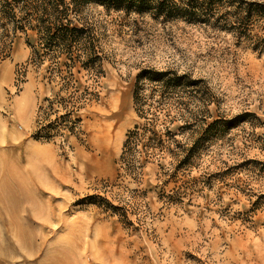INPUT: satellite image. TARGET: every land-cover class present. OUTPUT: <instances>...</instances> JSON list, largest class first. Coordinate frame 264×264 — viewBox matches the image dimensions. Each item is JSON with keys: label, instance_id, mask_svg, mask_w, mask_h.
Returning a JSON list of instances; mask_svg holds the SVG:
<instances>
[{"label": "rangeland", "instance_id": "374dc122", "mask_svg": "<svg viewBox=\"0 0 264 264\" xmlns=\"http://www.w3.org/2000/svg\"><path fill=\"white\" fill-rule=\"evenodd\" d=\"M87 12L102 16L99 8ZM35 38L31 31L16 33L9 45L0 35V172L9 186L5 192L13 190L8 196L4 192L3 200L6 207L18 206L29 225L19 236L10 216L3 215L0 264H49L53 251L52 264H264V207L248 212L245 197L220 184L194 195L190 205L167 207L151 189L155 176L150 165L138 188L147 190L144 195L131 192L136 186L128 178L114 183L125 134L137 122L133 85L144 67L204 79L214 103L211 119L244 113L257 117H245L221 139L206 137L200 172H214L219 161L230 165L232 153L264 162V52L230 33L182 20L132 37L106 30L103 76L95 85L98 100L77 114L81 122L73 134L45 143L32 138L37 107L52 95L43 80L44 66L36 68L28 60L26 41L34 44ZM18 81L21 87L14 90ZM27 156L31 172L22 170ZM256 179V192L264 193V175ZM104 200L121 207L118 215ZM75 243L77 251L65 255L61 245L74 248Z\"/></svg>", "mask_w": 264, "mask_h": 264}, {"label": "trees", "instance_id": "16d2710c", "mask_svg": "<svg viewBox=\"0 0 264 264\" xmlns=\"http://www.w3.org/2000/svg\"><path fill=\"white\" fill-rule=\"evenodd\" d=\"M89 7L99 8L101 18L90 16ZM177 20L230 33L264 52V0H0L2 39L10 45L16 33L34 32V44L26 41L28 60L36 68L44 66L43 80L52 87L51 97L37 107L32 138L50 143L73 134L81 122L77 114L98 100L95 85L103 76L106 30L132 37ZM210 93L204 79L189 73L139 69L132 93L137 122L125 134L114 183L128 178L136 186L131 192L144 195L147 190L138 188L150 165L155 176L151 189L167 207L190 205L194 195L217 184L245 197L248 212L264 207V193L254 188L256 176L264 175V162L232 153L230 165L219 161L214 172H200L206 137L223 138L245 117L258 121L253 113L211 119ZM103 204L116 215L121 209L107 200Z\"/></svg>", "mask_w": 264, "mask_h": 264}, {"label": "bare ground", "instance_id": "6f19581e", "mask_svg": "<svg viewBox=\"0 0 264 264\" xmlns=\"http://www.w3.org/2000/svg\"><path fill=\"white\" fill-rule=\"evenodd\" d=\"M27 158V162H26V164H28L27 166L25 165L24 167H26L25 169H22V170H25V171H29V172H31V169H32V167H33V165H31V164H33L32 162H30V160H29V158H28V156L26 157ZM4 165V164H3ZM8 165V164H7ZM1 166H2V164H1ZM6 166V165H5ZM29 166V167H28ZM3 167V166H2ZM13 167V169H12V171L13 172H15L16 171V164L14 165V166H12ZM4 168V167H3ZM5 169V168H4ZM10 169V168H9ZM1 170L3 171V169L1 168ZM33 170V169H32ZM11 171V172H12ZM12 172V173H13ZM25 173V172H24ZM5 174H8L7 172L5 173ZM14 174H17V173H14ZM19 174V173H18ZM21 174V173H20ZM13 175V174H12ZM30 175V174H29ZM33 175V174H32ZM8 176V175H7ZM25 176V175H24ZM4 177H3V174L0 172V206H1V208H0V227L4 224V214H6V216H10V219H9V221H10V226H12V227H14V231L16 232V233H18V235L19 236H22V235H24L25 234V232L27 231V228H28V220H26L25 219V217H24V214H23V212H22V210L20 209V208H18V206H13L12 205V207H6L7 205V203H5L4 202V200H3V198H4V192L6 191V189H7V187H9V186H7V184L5 183V181H4V179H3ZM6 180V179H5ZM19 184V183H18ZM16 185V184H15ZM21 185H23L22 183H21ZM20 184H19V187H22ZM11 188V192L13 191L12 190V187H10ZM14 188V187H13ZM8 190V189H7ZM20 190V189H19ZM30 191V190H29ZM8 192H10V190L8 191ZM7 192V193H8ZM11 192H10V194H11ZM6 193V192H5ZM6 193V196H8V194ZM16 193V192H15ZM21 194H22V192H20ZM9 194V195H10ZM31 194V193H30ZM23 195V194H22ZM5 196V197H6ZM33 196V195H32ZM10 197V196H9ZM8 197V198H9ZM13 197H14V195H13ZM31 198V197H30ZM10 199V198H9ZM17 199V198H16ZM6 201H7V198H6ZM29 201V200H28ZM30 201H31V199H30ZM34 201V200H33ZM33 201H32V203H33ZM30 204H31V202H30ZM6 205V206H5ZM33 205V204H32ZM32 207H34V205L32 206ZM32 211H34V210H32ZM39 211H40V209H39ZM26 212V211H25ZM35 212V211H34ZM36 214H39V213H36ZM30 219V218H29ZM7 225V224H6ZM5 226V225H4ZM7 227V226H6ZM12 227H10V228H12ZM1 228H3L4 229V227H1ZM6 229V228H5ZM29 230V229H28ZM6 231H7V229H6ZM31 232H32V230H31ZM2 233V235L4 234L3 233V231L2 232H0V234ZM28 233V232H27ZM9 234V233H8ZM31 234V233H30ZM33 234V233H32ZM15 235H17V234H15L14 233V237H15ZM27 235V234H26ZM1 236V235H0ZM13 235H11V237H12ZM1 238V237H0ZM16 238V237H15ZM14 238V239H15ZM20 238V237H19ZM24 238V237H23ZM28 238H30V237H28ZM34 238V237H33ZM43 239V238H42ZM45 239V238H44ZM5 240H7V239H5ZM17 240V239H16ZM27 240V239H26ZM29 240V239H28ZM28 240H27V242H28ZM8 241V240H7ZM19 241V240H18ZM23 241V240H22ZM30 242H31V240H29ZM20 243H21V241H19ZM42 242V241H41ZM46 242V241H45ZM44 242V243H45ZM23 243V242H22ZM21 243V244H22ZM40 243V242H39ZM72 243V242H71ZM71 243H69L68 244V246L71 244ZM1 244V243H0ZM21 244H18V245H21ZM26 244H28V243H26ZM24 245V244H23ZM42 245H43V243H42ZM59 245V244H58ZM57 245V246H58ZM66 245H67V243H66ZM72 245H73V243H72ZM71 245V246H72ZM0 246H2V244L0 245ZM22 246V245H21ZM74 246V245H73ZM73 246L72 247H67L66 246V248H64L65 247V245L63 246V245H61V247H63L62 248V250L65 252V255H66V253H67V255L71 252V251H69V250H71V249H73V250H76L77 251V249H78V247L76 246V243H75V249L73 248ZM40 248V247H39ZM41 248H42V246H41ZM40 248V249H41ZM77 248V249H76ZM60 249V248H59ZM0 250H2L1 248H0ZM34 250V249H33ZM12 251V250H11ZM67 251H69V253L67 252ZM9 252V251H8ZM17 252V251H16ZM74 252V251H73ZM6 253V252H5ZM55 253H57V252H52V259H50L51 260V262L49 263V264H52V263H54L53 261L56 259V258H54L53 256L55 255ZM59 253H60V251H59ZM63 253V252H62ZM3 254V253H2ZM75 254V253H74ZM11 255V254H10ZM9 255V256H10ZM14 255V254H13ZM71 255H73V254H69V256L71 257ZM75 255H79V254H75ZM57 256V255H56ZM62 256H63V254H62ZM58 257V256H57ZM74 257V256H73ZM76 257V256H75ZM79 257V256H78ZM10 258H11V256H10ZM9 258V259H10ZM53 258H54V260H53ZM65 258V257H64ZM66 258H68V257H66ZM65 258V259H66ZM77 258V257H76ZM74 260H75V258H73ZM78 259V258H77ZM0 260H1V257H0ZM53 260V261H52ZM57 260H58V258H57ZM56 260V261H57ZM60 260V259H59ZM63 260V259H62ZM70 260V259H69ZM65 262H68L67 260H64ZM72 261V260H71ZM47 262V261H46ZM58 262V261H57ZM75 262H78L77 260L75 261ZM74 261L72 262L73 264L75 263ZM60 263H62L61 261H59V264ZM71 262L69 263V264H72ZM79 263H81V261H80V258H79ZM41 264V263H40ZM63 264H65V263H63ZM67 264V263H66Z\"/></svg>", "mask_w": 264, "mask_h": 264}, {"label": "built area", "instance_id": "2783aa9c", "mask_svg": "<svg viewBox=\"0 0 264 264\" xmlns=\"http://www.w3.org/2000/svg\"><path fill=\"white\" fill-rule=\"evenodd\" d=\"M21 87V83L18 81L16 82V84L14 85V90H18Z\"/></svg>", "mask_w": 264, "mask_h": 264}]
</instances>
